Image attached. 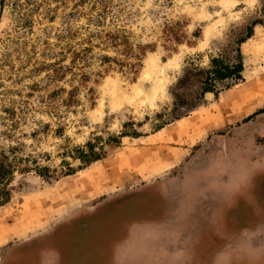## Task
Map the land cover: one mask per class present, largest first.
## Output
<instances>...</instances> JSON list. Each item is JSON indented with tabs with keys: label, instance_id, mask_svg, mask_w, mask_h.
<instances>
[{
	"label": "rangeland",
	"instance_id": "obj_1",
	"mask_svg": "<svg viewBox=\"0 0 264 264\" xmlns=\"http://www.w3.org/2000/svg\"><path fill=\"white\" fill-rule=\"evenodd\" d=\"M237 48L241 82L176 105L186 69ZM258 169L264 0H0V264H55L52 233L59 264H191L168 254L190 247L184 214ZM151 186L167 213L136 225L114 203Z\"/></svg>",
	"mask_w": 264,
	"mask_h": 264
},
{
	"label": "flooded vegetation",
	"instance_id": "obj_2",
	"mask_svg": "<svg viewBox=\"0 0 264 264\" xmlns=\"http://www.w3.org/2000/svg\"><path fill=\"white\" fill-rule=\"evenodd\" d=\"M157 189L156 186H151L144 191L147 202L140 203L137 205L138 207L135 206L137 208L132 213L134 216L132 223L136 225L139 222L150 225L160 224L162 216L167 213V199L166 195H161ZM213 193L210 194V192L202 190L197 198L200 202L195 201L193 210L184 214L186 227H180V233L183 230H188L189 237L187 239L189 242L197 240L196 236L198 237L196 243H188L190 246L204 243L214 249L228 247L231 248V258L236 264L251 262L246 256L234 259L233 252L236 250L237 243L240 246L241 242H246L249 239L252 232L264 226V169L255 171L238 188L230 190L225 196H219L214 191ZM188 223L191 226L189 228L187 227ZM216 232L221 234L210 237ZM55 235L52 233L50 236L53 241L50 252L55 256V264H59L62 252L54 240ZM261 236L264 237V234ZM121 241L116 245L119 246ZM27 247L30 248L32 245L24 247L23 250L28 249ZM218 251L216 249V252Z\"/></svg>",
	"mask_w": 264,
	"mask_h": 264
},
{
	"label": "trees",
	"instance_id": "obj_3",
	"mask_svg": "<svg viewBox=\"0 0 264 264\" xmlns=\"http://www.w3.org/2000/svg\"><path fill=\"white\" fill-rule=\"evenodd\" d=\"M250 36V33L246 35V38ZM239 42H243V40ZM236 55L233 60L226 61L221 57H214L210 61L208 68H193L186 69L183 74L177 79L172 86L171 91L174 96L176 105L189 106L193 109L199 105L200 101L204 98V95L208 92L216 93V84L224 83V88L232 87L242 81L243 62L242 57L237 48L235 50ZM197 92L192 97L184 98L181 93L191 86Z\"/></svg>",
	"mask_w": 264,
	"mask_h": 264
},
{
	"label": "crops",
	"instance_id": "obj_4",
	"mask_svg": "<svg viewBox=\"0 0 264 264\" xmlns=\"http://www.w3.org/2000/svg\"><path fill=\"white\" fill-rule=\"evenodd\" d=\"M218 234V232H216ZM264 234V226H261L259 230L252 232L249 237H255L254 240V248L253 250H257L259 254H255V257L258 256L257 259H254V263L249 264H264V237L261 236ZM256 247V248H255ZM219 250V248H216ZM216 249L212 248L210 245L197 244L196 246H190L186 248H178L176 250H170L168 254L171 257V253L177 252L179 254V259H184L186 263H194V264H236L233 262L231 258V248H223L222 247V257L220 258ZM246 252H249V256L251 255V249H245ZM261 253V254H260ZM194 256V259L191 260V257ZM252 256V255H251ZM169 257V258H170ZM190 258V259H189ZM260 258V259H259ZM175 258L174 260H176ZM248 264V263H247Z\"/></svg>",
	"mask_w": 264,
	"mask_h": 264
},
{
	"label": "water",
	"instance_id": "obj_5",
	"mask_svg": "<svg viewBox=\"0 0 264 264\" xmlns=\"http://www.w3.org/2000/svg\"><path fill=\"white\" fill-rule=\"evenodd\" d=\"M143 200H145V197H143L141 193H132L117 199L114 204L117 205L120 203L124 212H130L134 206L138 205Z\"/></svg>",
	"mask_w": 264,
	"mask_h": 264
}]
</instances>
